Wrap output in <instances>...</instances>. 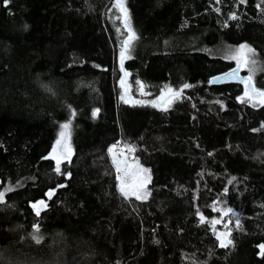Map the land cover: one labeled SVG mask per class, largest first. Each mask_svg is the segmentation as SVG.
<instances>
[{"label":"trees","instance_id":"obj_1","mask_svg":"<svg viewBox=\"0 0 264 264\" xmlns=\"http://www.w3.org/2000/svg\"><path fill=\"white\" fill-rule=\"evenodd\" d=\"M126 6L139 43L122 71L116 0H0V191L16 185L0 204V263L264 264V105L242 102L239 80L209 85L237 67L221 52L247 45L264 88V0ZM184 84L167 111L153 106ZM64 123L74 153L57 174ZM114 145L150 169L147 200L121 195Z\"/></svg>","mask_w":264,"mask_h":264},{"label":"snow or ice","instance_id":"obj_2","mask_svg":"<svg viewBox=\"0 0 264 264\" xmlns=\"http://www.w3.org/2000/svg\"><path fill=\"white\" fill-rule=\"evenodd\" d=\"M10 2V0H4L5 6ZM245 2V0H241V3ZM219 3V0H217ZM116 6L119 9L121 16L124 21V28L126 29L127 36L126 39L123 40L121 50H120V63L121 70L123 71V63L125 59L131 58V49L133 46V42L137 39L135 31L131 27V17L130 13L126 6V0H116ZM235 14L231 17V19H236ZM27 27V26H25ZM231 58L237 61V69L230 71L227 74V78H237L239 71L246 67L249 64L248 54L253 53V49L247 45H241L236 50H230ZM253 69H250L249 75L243 78H240L244 84L245 92L244 96L241 97V101L243 102L245 98L254 103H259L264 105V91L258 90L253 83V71L255 68V61H252ZM129 74L125 72V77ZM139 84V81H137ZM125 81L121 80V86L124 87ZM191 87L189 84H184L183 88L179 91H176L172 88L166 89L165 93L161 95L158 101L152 102L154 107H161L162 110L167 111L168 106L175 100L180 98L183 93V90ZM144 85L140 84V92L141 95H147L143 91ZM127 91V90H126ZM125 99V97H121ZM125 102H128V99H125ZM163 102V103H161ZM134 103H144V101H134ZM99 109L94 110L93 116L98 115ZM72 117H75V111L72 112ZM70 123H64L61 125V131L59 133V139L56 141V147L53 148L52 154L50 156L51 159L56 161L55 171L57 174H61V163L62 161L71 162V157L73 155V150L70 144ZM110 152L112 149L109 150ZM129 152L134 151V149L129 148ZM113 163L116 167L118 175V179L120 180L119 191L121 195L125 199H129L131 197H135L136 200L145 201L149 198L151 193L148 191V184L151 182L150 169L141 168L138 163L135 166L127 165L122 160H118L115 156L113 157ZM123 165V167H122ZM67 175L70 176V173ZM65 187V185L61 184L58 188ZM13 190L12 188L7 189V191ZM56 189L49 190L46 193V196L50 200L53 195H55ZM227 193V190H226ZM225 193V194H226ZM5 203V192L0 191V204ZM35 211V215L40 217L41 210L47 208V203L44 200H40L36 203H32L30 205ZM232 214V209L228 208L227 211L223 212V215L228 216ZM201 223L205 222V217L203 215L200 216ZM219 220L212 221L213 229L215 230V225L220 223ZM237 227H239V223L237 222ZM41 228L39 223L33 225V238L37 243L40 242V236L37 235L40 233ZM231 232H223L217 234V239L219 241V246L221 248H226L233 244L232 239H230ZM260 254L264 256V244L260 245Z\"/></svg>","mask_w":264,"mask_h":264},{"label":"rangeland","instance_id":"obj_3","mask_svg":"<svg viewBox=\"0 0 264 264\" xmlns=\"http://www.w3.org/2000/svg\"><path fill=\"white\" fill-rule=\"evenodd\" d=\"M139 41V39H136L135 41H134V45H133V50H135V47H137V45H138V42ZM230 50H236V49H232V48H229V49H227V50H225V51H222L221 53H223V54H230L231 55V52H230ZM248 59H249V64L246 66V67H244V68H242V69H244V70H249L250 71V69H251V67L253 66V64H252V61L254 60H256L255 58H254V55H253V53H250V54H248ZM256 62V61H255ZM241 69V70H242ZM249 75V74H248ZM241 76H244V75H242L241 73L238 75V77L237 78H232L231 80H240V78H241ZM254 78H255V75H253V80H254ZM261 89H264V88H261ZM260 89V90H261ZM261 91H264V90H261ZM141 93V92H140ZM244 96V95H243ZM242 96V97H243ZM160 99V97L156 100V101H158ZM245 99H247V98H245ZM248 100V99H247ZM161 103H163V102H161ZM60 138V137H59ZM58 138V139H59ZM70 144H71V148H72V150H73V147H72V143H71V139H70ZM54 147H56V143H55V145H54ZM111 149H112V151H111V156H112V159H113V157L115 156L118 160H122V161H124V163L125 164H127V165H133V166H135L136 165V163H138L139 164V166L141 167V168H146V169H148L146 166H144L143 164H141L140 162H138L136 159H134L133 157H130V155H129V151H127L125 148H121V147H119V146H117V145H114L113 147H111ZM73 153H74V150H73ZM51 154H52V151H51V153H50V155H49V157L51 156ZM55 161V160H54ZM56 162V161H55ZM64 162H66V161H62V163H61V165H60V167L62 166V164L64 163ZM122 167H123V165H122ZM120 175V174H119ZM151 175V174H150ZM119 185H120V180H119ZM149 185V184H148ZM9 188H12V189H15L16 188V185H8L3 191L5 192V194L7 193V192H9V191H7V189H9ZM43 210V209H42ZM224 231H221L220 233H223ZM40 238H42L41 236H40ZM46 262H48L47 260H44V261H35V262H32L31 264H44V263H46ZM1 264V263H0ZM7 264H14V263H7ZM15 264H24L22 261H19V262H16Z\"/></svg>","mask_w":264,"mask_h":264},{"label":"water","instance_id":"obj_4","mask_svg":"<svg viewBox=\"0 0 264 264\" xmlns=\"http://www.w3.org/2000/svg\"><path fill=\"white\" fill-rule=\"evenodd\" d=\"M235 69H237V67ZM235 69H233V70H235ZM240 73H241V70L239 71L238 75ZM227 74H223V75H219V76H216V77H212L209 80V85H221V84H224V83L230 81L232 78L231 79L227 78ZM243 77H246V76H241V78H243ZM239 81L242 82L241 79Z\"/></svg>","mask_w":264,"mask_h":264}]
</instances>
